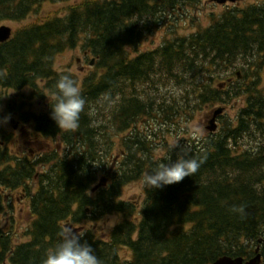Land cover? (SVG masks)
<instances>
[{
	"label": "trees",
	"instance_id": "trees-1",
	"mask_svg": "<svg viewBox=\"0 0 264 264\" xmlns=\"http://www.w3.org/2000/svg\"><path fill=\"white\" fill-rule=\"evenodd\" d=\"M44 1L0 0V20L23 21L31 12L38 13ZM199 2L79 0L65 6L63 13H50L17 27L9 40L0 43V104L7 97V111H19L8 90L21 92L29 87L32 96L44 97L62 73L72 75L86 100L74 132L57 127L50 118V105L40 114L20 111L22 118L34 120L36 134L58 137L63 146L34 161L0 147V186H25L32 214L24 232L26 241H15L12 227H0V264H42L46 251L58 242L62 226L107 214L119 217L107 232L86 227L81 233V242L92 246L102 264H205L222 255L248 259L257 246L264 264V147L238 151L240 127L225 128L223 134L200 142L178 139L170 152L173 143L163 136L171 132L170 125L192 114L195 77L199 75L204 85L200 104L218 101L216 89L207 98L211 92L205 83L212 70L235 68L251 55L238 50L264 49V4L226 10L211 25L178 34L179 24L169 17ZM160 22L174 35L131 58L142 33ZM77 47L95 57L96 70L81 82L73 72L54 66L57 54ZM154 69L156 75L180 82V97L168 94L166 104L164 99L150 101L146 83H152ZM140 118L147 120L144 130L136 129ZM131 126L118 170L109 172L106 183L95 187L98 165L104 166L113 155L117 133ZM261 132L264 135V129ZM157 148L169 154L171 162L183 154V148L204 162L194 175L178 183L160 189L145 187L138 209L136 203L121 199L122 187L143 179L154 162L165 156ZM37 165L43 168L37 171ZM28 183L36 189L31 191ZM123 249L129 254H121Z\"/></svg>",
	"mask_w": 264,
	"mask_h": 264
},
{
	"label": "rangeland",
	"instance_id": "rangeland-1",
	"mask_svg": "<svg viewBox=\"0 0 264 264\" xmlns=\"http://www.w3.org/2000/svg\"><path fill=\"white\" fill-rule=\"evenodd\" d=\"M64 1L65 0H45L40 5L38 13L31 12V14H29V16H27V18L23 21L0 20V26L2 24L9 25L14 31V29H16L17 27L22 26L28 22L43 19V17L47 14L55 12L63 13L65 6L79 0H70L68 2ZM251 1L252 0H245L241 3V5H245L247 3H250ZM184 8H186V12L184 11ZM184 8L178 9L177 11L173 12L169 17L171 21L175 18L172 23L176 22V24H179L177 28V33L180 35L193 33L196 31V29H198L200 25H208L210 22L209 15L219 13L224 10L225 7L223 6V4H218L214 0H201V2L196 5V7L186 6ZM151 29V31H145L141 35L142 39L140 41V48L143 50H151L155 48L156 46L162 43L166 36H170V33L166 31L167 28H165L162 22H160L159 25L155 28L153 27ZM91 60L92 56L86 55L83 50L78 47L76 49L65 50L64 52L57 54L55 58V67L58 70H69L75 73L78 76L79 80H83L85 76L91 74L96 70L95 63L93 61V64H91ZM155 72H158V70L154 69L153 73L150 74L152 76L156 75ZM156 76L157 78L153 81L155 82L158 79H160L161 81L158 82V86L153 85V83L150 84V87L156 91H147L149 94V98H151L150 101L153 102L155 101V99L160 98L162 95L168 94L174 97H179V95L181 94L180 89H182V87L181 85L176 84V80H165V74H163L164 78H162V75ZM160 84L168 85L166 91L161 90ZM8 94L9 98L19 101L24 100V102L27 101L29 104H26L24 106V109L28 112L39 114L44 112L48 108V99L46 97L48 95L44 97L32 98L30 97L32 94L30 88L22 90L21 92H15L11 90ZM7 99L8 98L5 97L0 104V127L5 132L4 136H2L3 134H0V142H4V145H7L13 153L18 154L24 152L36 154L37 152L41 153L45 150L48 151V149L51 150L58 144L63 145V143L58 137L56 139L52 136H38L37 138H35L30 133L32 128L28 125L31 124L32 119L28 118L25 119L23 122L22 119L24 118H22L21 116L17 114L9 115L7 113V107L5 106V101ZM217 106L218 105L214 107ZM212 108L213 107H210V109ZM207 111L208 110L203 109L195 114L193 110L188 120L178 119L179 123H177V125L173 127V135H168L166 133L164 134V137L167 138L166 141L174 143L178 138H182L183 136H201L206 134L204 124L206 123L205 116L207 114ZM231 113L232 109L228 108L226 110V114ZM23 123L27 125L24 126ZM143 124L144 120L140 118L137 122V126L140 128L143 126ZM131 131L132 128L130 127L124 133H122L121 135L119 134L117 136L118 144L115 148V152L113 148L114 156L108 158L107 163L104 166H101L100 164L98 165L99 170L97 172V183L101 178L107 177V174L109 172L118 169V166L123 160L121 156H118V154L122 150L120 146L122 142L121 137L128 136ZM10 133L11 137L6 140V136H8ZM245 140L247 141L246 137ZM162 154L164 153L162 152ZM143 189V179L128 182L124 185L122 189L121 197L125 200L136 202L140 207L144 200ZM3 193L6 195L5 210L0 215V226L9 228L12 223H14V232L16 233L13 234L14 240L25 241L26 236L23 235L27 225L32 219L31 214L29 212L28 197L26 196L25 191L21 187L17 189H5ZM118 219L119 217L115 214L103 215L97 220H87L78 224L75 223L74 227L76 229H74V231L82 233V231L86 229V227H93L97 232L105 233L118 221ZM121 254L127 255L129 254V251L127 249H123Z\"/></svg>",
	"mask_w": 264,
	"mask_h": 264
},
{
	"label": "flooded vegetation",
	"instance_id": "flooded-vegetation-1",
	"mask_svg": "<svg viewBox=\"0 0 264 264\" xmlns=\"http://www.w3.org/2000/svg\"><path fill=\"white\" fill-rule=\"evenodd\" d=\"M244 1H237L233 4L227 3L224 7H240ZM249 4L262 5L264 0H252ZM262 36L264 37V34ZM236 53H250L251 55L246 59H241L240 65L235 68L236 70L213 69L212 74L207 76L208 81L205 84L209 85L208 90L211 92L207 98H210L216 89L220 92L219 103L215 105H210L213 104L212 102L200 104L201 91L204 85L201 87L198 74L193 85L192 99L197 112L203 109L208 110L204 124L206 132L208 120L215 117L219 128L223 126V123L225 128L240 127L243 132V141H241L243 145L241 147L254 151L260 146L264 147V138L261 133L264 129V49L238 50ZM164 85L160 84L162 91H165ZM162 96L165 97V95ZM216 105L223 111L215 114L214 106ZM210 107L213 108L210 109ZM228 108L232 109L231 114H226ZM219 128H217V132L210 133L212 135L220 133ZM230 135L229 133L227 137L229 142H231ZM246 136H248L247 141L245 140Z\"/></svg>",
	"mask_w": 264,
	"mask_h": 264
},
{
	"label": "clouds",
	"instance_id": "clouds-1",
	"mask_svg": "<svg viewBox=\"0 0 264 264\" xmlns=\"http://www.w3.org/2000/svg\"><path fill=\"white\" fill-rule=\"evenodd\" d=\"M46 97L48 102L51 100L50 118L57 127L65 131H76L79 128L81 113L85 110L86 100L82 95L81 87L72 75L60 74L50 96ZM177 144L178 141L174 142L169 152ZM181 151L183 154L178 155L174 162H171L169 154L154 162L155 167L145 172L143 176L146 188L160 189L178 183L199 170L204 162L203 158L190 156L184 148ZM239 211L242 212L243 208L241 207ZM82 236L80 232L74 231L70 224L62 226L58 242L46 251L42 264H102L92 246L87 241L81 242Z\"/></svg>",
	"mask_w": 264,
	"mask_h": 264
},
{
	"label": "water",
	"instance_id": "water-1",
	"mask_svg": "<svg viewBox=\"0 0 264 264\" xmlns=\"http://www.w3.org/2000/svg\"><path fill=\"white\" fill-rule=\"evenodd\" d=\"M219 2H225L226 0H217ZM11 35V28L7 25L0 26V42L7 40ZM214 120L210 121V125L208 128L210 130L215 129ZM258 251V250H257ZM261 263V256L257 253L253 258L245 261L241 256L238 257H231V256H221L211 264H260Z\"/></svg>",
	"mask_w": 264,
	"mask_h": 264
},
{
	"label": "bare ground",
	"instance_id": "bare-ground-1",
	"mask_svg": "<svg viewBox=\"0 0 264 264\" xmlns=\"http://www.w3.org/2000/svg\"><path fill=\"white\" fill-rule=\"evenodd\" d=\"M231 66H233V65H231ZM230 66V67H231ZM157 78V76L156 75H154V76H152L151 78H150V80H151V82L153 83L154 81V79H156ZM162 78H164L163 77V74H162ZM165 80H168V77H166L165 78ZM159 81H161L160 79H158V80H156L154 83H153V85H155V86H158V82ZM190 82L191 83H193V79L192 80H190ZM150 84L151 83H146V88H147V91H153V92H156L154 89H152L151 87H150ZM176 84L177 85H180V82H178V81H176ZM181 96V94L179 95V97ZM150 100H151V98H150ZM224 131H225V128H223V130H222V132H220V133H224ZM262 133V132H261ZM262 137L264 138V135H263V133H262ZM246 138H247V140H248V136H246ZM103 142V141H102ZM101 143V142H100ZM101 145H102V143H101ZM104 145V144H103ZM105 146V145H104Z\"/></svg>",
	"mask_w": 264,
	"mask_h": 264
}]
</instances>
